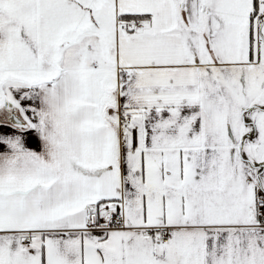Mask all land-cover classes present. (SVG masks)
<instances>
[{"label":"snow or ice","instance_id":"1","mask_svg":"<svg viewBox=\"0 0 264 264\" xmlns=\"http://www.w3.org/2000/svg\"><path fill=\"white\" fill-rule=\"evenodd\" d=\"M0 264H264V0H0Z\"/></svg>","mask_w":264,"mask_h":264}]
</instances>
